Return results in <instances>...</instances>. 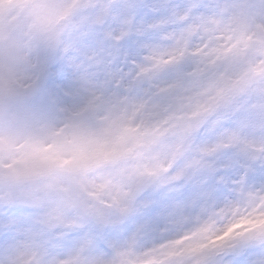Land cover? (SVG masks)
Instances as JSON below:
<instances>
[{
    "label": "clouds",
    "instance_id": "9594fccd",
    "mask_svg": "<svg viewBox=\"0 0 264 264\" xmlns=\"http://www.w3.org/2000/svg\"><path fill=\"white\" fill-rule=\"evenodd\" d=\"M0 264H264V0H0Z\"/></svg>",
    "mask_w": 264,
    "mask_h": 264
}]
</instances>
